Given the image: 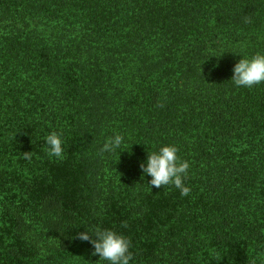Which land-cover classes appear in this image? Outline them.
<instances>
[{
    "label": "trees",
    "instance_id": "16d2710c",
    "mask_svg": "<svg viewBox=\"0 0 264 264\" xmlns=\"http://www.w3.org/2000/svg\"><path fill=\"white\" fill-rule=\"evenodd\" d=\"M256 53L264 0H0V264H110L96 228L129 264H264V83L231 80ZM164 145L186 196L140 167Z\"/></svg>",
    "mask_w": 264,
    "mask_h": 264
},
{
    "label": "clouds",
    "instance_id": "9594fccd",
    "mask_svg": "<svg viewBox=\"0 0 264 264\" xmlns=\"http://www.w3.org/2000/svg\"><path fill=\"white\" fill-rule=\"evenodd\" d=\"M245 22L250 23L251 17H245ZM231 80L238 87L252 88L264 83V53H256L250 58L242 57L233 69ZM123 136L115 134L108 137L99 150V154L114 152L123 143ZM48 155L59 159L64 158L61 135L56 131L46 136ZM178 148L175 145H164L158 152H151L147 157L146 166L141 163L143 172L151 176L149 184L155 188L165 185H174L180 189L182 196L189 194L191 189L184 184V178L190 167L187 160L181 161L177 156ZM24 158L30 159L31 152L25 151ZM95 237V238H93ZM78 238L90 241L94 246L93 255L98 254L99 260H106L110 264H129L133 254L129 251L130 241L125 236L111 229L96 228L94 234L88 231L80 232Z\"/></svg>",
    "mask_w": 264,
    "mask_h": 264
}]
</instances>
